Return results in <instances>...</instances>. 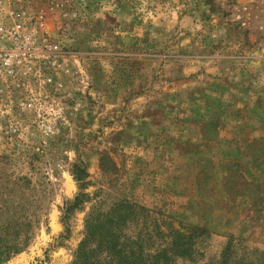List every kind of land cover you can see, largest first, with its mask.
Segmentation results:
<instances>
[{
  "label": "rangeland",
  "instance_id": "374dc122",
  "mask_svg": "<svg viewBox=\"0 0 264 264\" xmlns=\"http://www.w3.org/2000/svg\"><path fill=\"white\" fill-rule=\"evenodd\" d=\"M122 202L151 253L194 232L171 264H264V0H0V264Z\"/></svg>",
  "mask_w": 264,
  "mask_h": 264
},
{
  "label": "trees",
  "instance_id": "16d2710c",
  "mask_svg": "<svg viewBox=\"0 0 264 264\" xmlns=\"http://www.w3.org/2000/svg\"><path fill=\"white\" fill-rule=\"evenodd\" d=\"M80 174H83L80 171ZM78 179V181H81ZM83 195L78 194L69 202L66 211L76 209ZM123 205H127L123 207ZM122 202V207H111L107 212L101 210L88 214L84 224V236L80 241L71 264H171L174 258L191 259L194 251V232L186 229H173L171 226L162 233L155 223L153 234L164 238V245L156 247L153 253L149 249L157 246L153 237L132 239L124 233L137 214L135 207ZM145 211L142 207H138ZM146 233V229H143ZM150 242V243H149ZM26 243L0 242V257L8 259L19 253ZM163 246V247H162ZM219 264H226L222 260Z\"/></svg>",
  "mask_w": 264,
  "mask_h": 264
},
{
  "label": "built area",
  "instance_id": "2783aa9c",
  "mask_svg": "<svg viewBox=\"0 0 264 264\" xmlns=\"http://www.w3.org/2000/svg\"><path fill=\"white\" fill-rule=\"evenodd\" d=\"M20 27H21V25H20V24H18L16 28H20Z\"/></svg>",
  "mask_w": 264,
  "mask_h": 264
},
{
  "label": "bare ground",
  "instance_id": "6f19581e",
  "mask_svg": "<svg viewBox=\"0 0 264 264\" xmlns=\"http://www.w3.org/2000/svg\"><path fill=\"white\" fill-rule=\"evenodd\" d=\"M25 259V258H24ZM23 262H25L24 260H22ZM17 264V263H16Z\"/></svg>",
  "mask_w": 264,
  "mask_h": 264
}]
</instances>
